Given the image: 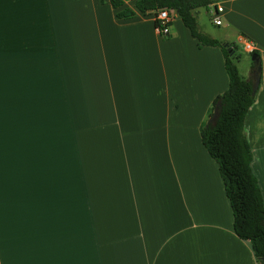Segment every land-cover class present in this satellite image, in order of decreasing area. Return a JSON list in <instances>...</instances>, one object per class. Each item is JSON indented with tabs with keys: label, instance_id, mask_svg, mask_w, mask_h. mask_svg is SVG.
<instances>
[{
	"label": "crops",
	"instance_id": "1",
	"mask_svg": "<svg viewBox=\"0 0 264 264\" xmlns=\"http://www.w3.org/2000/svg\"><path fill=\"white\" fill-rule=\"evenodd\" d=\"M219 6L220 38L198 20ZM126 7L0 0V264H259L200 135L228 87L221 49L175 9L164 39L154 11ZM195 16L241 47L237 66L259 52L244 131L264 203V0Z\"/></svg>",
	"mask_w": 264,
	"mask_h": 264
},
{
	"label": "trees",
	"instance_id": "2",
	"mask_svg": "<svg viewBox=\"0 0 264 264\" xmlns=\"http://www.w3.org/2000/svg\"><path fill=\"white\" fill-rule=\"evenodd\" d=\"M108 1L117 9L126 0ZM208 4L209 0H134L135 9L123 8L116 12V16L129 18L137 12L148 14L162 8L175 9L183 25L197 39L198 45L218 46L221 49L228 87L214 98L208 117L201 125L200 135L207 152L218 164L233 214L234 231L239 238L250 242L257 262L264 264V203L251 167L253 153L244 131L245 116L256 95V92H252L254 77L244 79L233 58L234 53L230 54L227 50L229 46L199 30L195 10ZM253 54L261 66L259 52L252 49L250 55ZM251 63L255 74L257 64L254 60ZM215 108L216 117L210 120Z\"/></svg>",
	"mask_w": 264,
	"mask_h": 264
},
{
	"label": "built area",
	"instance_id": "3",
	"mask_svg": "<svg viewBox=\"0 0 264 264\" xmlns=\"http://www.w3.org/2000/svg\"><path fill=\"white\" fill-rule=\"evenodd\" d=\"M174 9L162 8L154 11V19L157 21V31L161 36H169L170 34V24H171V12ZM222 7H217L212 15V22L216 25L221 23L220 12Z\"/></svg>",
	"mask_w": 264,
	"mask_h": 264
},
{
	"label": "rangeland",
	"instance_id": "4",
	"mask_svg": "<svg viewBox=\"0 0 264 264\" xmlns=\"http://www.w3.org/2000/svg\"><path fill=\"white\" fill-rule=\"evenodd\" d=\"M198 20H199V24H200V26H201V29H202V31H204V27H208V28H210L211 29V31H212V33H214L215 35H217V37H219L220 38V35H221V33H222V29H220L219 27H217V26H211L210 24V22L212 21V19L211 18H209L207 15H206V13H205V10L204 9H202L201 10V14H199V18H198ZM219 35V36H218ZM162 38H164V37H162ZM166 38H168V37H166ZM166 38H164V39H166ZM227 46H229V47H231L234 51H233V53L235 54V53H237L239 56L242 54L240 51H239V49L241 48L238 44H236V43H227L226 44ZM237 51V52H236ZM251 57V56H250ZM249 56H244V55H242L241 56V60L238 62V66H239V69H240V71H241V73L243 74L246 70V68H247V61L248 62H251L252 61V59L250 58Z\"/></svg>",
	"mask_w": 264,
	"mask_h": 264
},
{
	"label": "water",
	"instance_id": "5",
	"mask_svg": "<svg viewBox=\"0 0 264 264\" xmlns=\"http://www.w3.org/2000/svg\"><path fill=\"white\" fill-rule=\"evenodd\" d=\"M227 50L229 51L230 54L233 53V51L231 50L230 47L227 48ZM251 59L254 60L255 64H257V68H256V71H255V76H254V82H253V90L252 92L255 93L257 88H258V85H259V79H260V70H261V66L260 64L258 63V59L255 57V54H253L251 56ZM216 112H217V108H215L214 110V113L212 115V117L210 118V120L214 119L216 117Z\"/></svg>",
	"mask_w": 264,
	"mask_h": 264
}]
</instances>
